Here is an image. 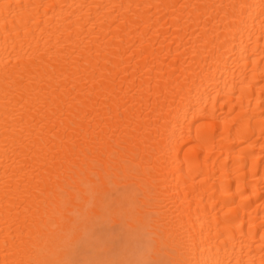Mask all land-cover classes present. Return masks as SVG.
I'll use <instances>...</instances> for the list:
<instances>
[{
    "label": "bare ground",
    "instance_id": "obj_1",
    "mask_svg": "<svg viewBox=\"0 0 264 264\" xmlns=\"http://www.w3.org/2000/svg\"><path fill=\"white\" fill-rule=\"evenodd\" d=\"M0 264H264V0H0Z\"/></svg>",
    "mask_w": 264,
    "mask_h": 264
}]
</instances>
